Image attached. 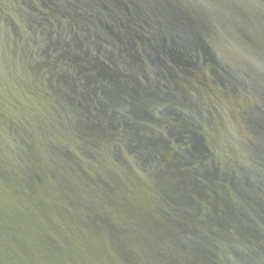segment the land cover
I'll list each match as a JSON object with an SVG mask.
<instances>
[{
  "label": "water",
  "instance_id": "obj_1",
  "mask_svg": "<svg viewBox=\"0 0 264 264\" xmlns=\"http://www.w3.org/2000/svg\"><path fill=\"white\" fill-rule=\"evenodd\" d=\"M0 264H264V0H0Z\"/></svg>",
  "mask_w": 264,
  "mask_h": 264
}]
</instances>
